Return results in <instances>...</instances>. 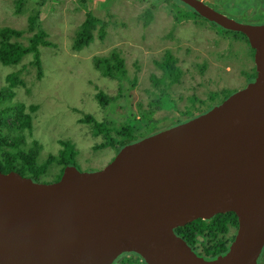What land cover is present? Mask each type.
<instances>
[{
  "label": "water",
  "instance_id": "obj_1",
  "mask_svg": "<svg viewBox=\"0 0 264 264\" xmlns=\"http://www.w3.org/2000/svg\"><path fill=\"white\" fill-rule=\"evenodd\" d=\"M243 33L256 74L196 116L124 145L104 167L65 165L34 180L0 167V264H259L264 250V23L238 21L205 0H182ZM234 212L228 250L197 253L176 232Z\"/></svg>",
  "mask_w": 264,
  "mask_h": 264
},
{
  "label": "rangeland",
  "instance_id": "obj_2",
  "mask_svg": "<svg viewBox=\"0 0 264 264\" xmlns=\"http://www.w3.org/2000/svg\"><path fill=\"white\" fill-rule=\"evenodd\" d=\"M42 1L0 0V27L23 30L20 36H11L13 40L28 44L33 33L28 28L30 15L41 6V25L50 41L38 46L41 71L35 50L23 53L15 64L0 62V88L16 82L13 86L16 94L1 99L0 107L21 102L26 105L23 111H29L30 105L37 104L32 113V135L27 133L26 143L21 146L28 148L33 145L31 140L36 139L41 149L40 161L46 159L48 153L58 154L62 148L60 140L69 139L76 155L75 160L67 159L68 165L87 171L107 165L119 145L104 143V134L98 132L91 122L80 118L91 113L97 121L120 127L125 113L143 116L145 113H140L139 109L150 106L153 90L160 87V83L154 85L151 75H162L164 69L157 61L167 51L173 54L174 64L180 68L178 80H173L170 87L177 97L182 95V98L177 106L166 95L160 97V92L154 95L164 107L154 116V131L190 116L196 108H191L192 112L187 114L179 111L191 105L189 96L195 94L207 99L211 90L226 88L208 101L205 110L254 79V72H250L255 65L252 50L244 37L234 38L233 33H225L202 17L178 20L176 8L168 0H46L40 5ZM170 1L191 12L184 2ZM205 1L238 21L264 23V0ZM242 1L248 4H242ZM228 2L230 6L226 5ZM148 9L151 11L149 17ZM88 12L101 18L106 27L99 31L100 23H95L91 40L76 47V37ZM114 51L125 66L126 73L121 80L104 74L94 62L98 56L112 57L110 54ZM10 73L15 79L9 78ZM134 75L137 79L131 84L129 78ZM98 92L112 98L108 102L101 101ZM195 106L201 107L198 100ZM147 120L145 117L144 122ZM4 132L11 136L18 134L15 128L9 127ZM61 169V163L52 162L40 176L57 178ZM229 227L227 234L230 236L236 232L237 226L233 223ZM121 258L123 264H145L133 253H123Z\"/></svg>",
  "mask_w": 264,
  "mask_h": 264
},
{
  "label": "trees",
  "instance_id": "obj_3",
  "mask_svg": "<svg viewBox=\"0 0 264 264\" xmlns=\"http://www.w3.org/2000/svg\"><path fill=\"white\" fill-rule=\"evenodd\" d=\"M46 1V0H44ZM42 1L40 5L44 2ZM86 1V0H82ZM170 4H172L176 8L175 16L176 19L181 18H187V17H202L193 7L189 6V9H191V12L182 10L180 6H176L168 0ZM244 1V0H243ZM244 5H247L248 2L243 3ZM227 6H230V3H226ZM148 17L151 15V11L147 10ZM41 6L35 10L30 15V24L28 28L30 30H33L32 35L29 37V42L27 45H23V43L13 40L14 37L11 36H20L23 32L22 29H16L9 26H3L0 27V62L5 64H15V62H18L20 60V57L23 53L29 52V51H36V57H37V64L39 66V69L41 71V62L39 60V48L38 46L43 44H49L50 41L46 37V32L44 28L41 25ZM149 20V19H147ZM146 20V21H147ZM208 20V19H206ZM210 21V20H209ZM100 23L99 31H104L106 27V23L102 21L101 18L96 17L93 15L92 12L87 13V17L82 23V28L79 31L78 36L76 37V47H81L84 44H87L91 37L93 36L92 33V27L95 23ZM212 24L216 25L217 27H220L222 31H226L225 33H233L231 35L234 36V38L238 36L244 37V39L249 44L248 38L239 31H233L226 29L216 22L210 21ZM227 35V34H225ZM250 46V44H249ZM252 50V55L254 57V49L250 46ZM112 57H95L97 66L101 68L104 74L110 75L112 77H117L119 80L124 79L125 76V66L123 63V59L118 56V54L114 51L112 54H110ZM175 58L173 54L170 51H167L164 57L157 61V63L164 69V72L160 76H156L155 74L151 75L152 80L155 84H159L160 87L158 89L153 90V97L150 103V106L147 108H140L139 112L145 113L143 116H136L134 114H124V122L119 127L112 125L105 121H97L95 117L91 113H86L84 117H81V121H89L92 123V125L98 128V132H102L104 134V143L114 145H119V149L133 141H136L144 136H139L142 133H146V135L155 132L152 127L156 123L155 114L163 109L164 107L159 104V98H154V95L158 92H160L159 96L166 95L168 99L173 100L175 104L178 106V100L182 98V96L177 97L175 93L173 92V89L170 87L171 82L174 80H178V76L180 74V68L174 64ZM255 67V66H254ZM249 73V72H248ZM256 71L254 73L255 77ZM9 78H14L15 76L13 73L9 74ZM130 79V80H129ZM125 80L126 82L129 80L131 84H134L135 80L137 79V75H134L133 78H129ZM15 81L8 84V86H3L0 88V100L12 97L16 94L15 89L13 86L15 85ZM226 89V88H225ZM211 90L208 94V98L201 99L197 95L193 94L189 96L191 105L186 110H177L181 111L182 114H187L192 112L191 108H196V110H193L194 112L192 114L187 115V118L182 119L186 120L190 117L196 116L202 112H205L206 110L210 109L211 107L204 110L205 105L208 103V101L215 96L219 95L220 92L223 90ZM150 91V90H149ZM97 96L101 101L108 102L112 96L106 95L103 92H98ZM116 97V96H114ZM196 100H198L201 107H196L195 103ZM25 103L18 102L16 104L7 105L6 107H0V167L4 171H10V170H17L23 175L31 176L34 180H40L47 167L52 162H58L62 164V169L59 173V176L54 179H58L63 172L64 166L67 165V159L71 158L72 160H75L76 150L74 149V146L72 145L71 141L69 139H61L60 143L62 144V148L60 149L58 154L54 153H48V157L46 159H43L42 161L39 160V150L40 144L36 139H32L31 143L33 145L29 146L28 148H23L21 144L26 143V134L29 133V135H32V128H33V111L36 110L37 104L30 105V108L28 107L29 111H23V108H25ZM176 108V107H175ZM17 110H20L21 112L18 113ZM164 110V109H163ZM10 117L11 119H9ZM145 117L148 118L147 121L144 122ZM186 117V116H185ZM114 121V120H113ZM9 127L11 129L15 128L18 131V134L16 136H11L9 133L4 132L3 128ZM114 130V132H113ZM160 130V129H159ZM157 131V130H156ZM97 133V132H96ZM19 137L17 138V136ZM145 135V136H146ZM121 143V146H120ZM99 145H102L100 143ZM118 149V150H119ZM54 176V175H53ZM235 224L237 226L238 220L237 216L234 212H227V213H219L213 216L210 219H197L190 223H188L185 226L177 227L175 230L177 233H180L184 236V238L196 248H198L201 253L206 255V257L212 258L217 254H220L222 252H226L228 250V246L230 241L234 238L235 233L231 234L230 236L227 234L230 225ZM138 255V254H137ZM139 256V255H138ZM140 257V256H139ZM141 258V257H140ZM121 259L119 258L115 264H123L121 263ZM142 259V258H141ZM261 261H259L260 264H264V251L262 252V255L260 257ZM145 263V261L143 260ZM146 264V263H145Z\"/></svg>",
  "mask_w": 264,
  "mask_h": 264
},
{
  "label": "flooded vegetation",
  "instance_id": "obj_4",
  "mask_svg": "<svg viewBox=\"0 0 264 264\" xmlns=\"http://www.w3.org/2000/svg\"><path fill=\"white\" fill-rule=\"evenodd\" d=\"M253 59H254V57H253ZM254 64H255V62H254ZM254 66H255V65H254ZM252 71L255 73V71H256V66H255V67H252V70H251L250 72H252ZM181 96H182V95H181ZM5 128H6V127H4L3 130H5ZM236 229H237V228H236ZM235 233H236V232H235ZM178 234H180V233H178ZM180 235H182V234H180ZM182 236H183V235H182ZM183 237H184V236H183ZM188 243H189V242H188ZM189 244H190V243H189ZM190 245H191V244H190ZM191 247H192L197 253H200V254L204 255L203 253H201V251H200L198 248H196V246L193 247V245H191ZM263 251H264V250H263ZM123 253H133L135 256H138V255H137L136 253H134V252H123ZM123 253H122V254H123ZM222 253H225V252H222ZM222 253H220V254H222ZM122 254H120V255L117 257L116 260H118L119 258H121V255H122ZM217 255H219V254H217ZM217 255H216V256H217ZM204 256H205V258H209V257H206V255H204ZM216 256H214V257H212V258H215ZM140 259H141V258H140ZM116 260H115V261H116ZM259 261H261V260H259ZM113 264H115V262H114ZM259 264H260V263H259Z\"/></svg>",
  "mask_w": 264,
  "mask_h": 264
},
{
  "label": "bare ground",
  "instance_id": "obj_5",
  "mask_svg": "<svg viewBox=\"0 0 264 264\" xmlns=\"http://www.w3.org/2000/svg\"><path fill=\"white\" fill-rule=\"evenodd\" d=\"M216 256V255H215Z\"/></svg>",
  "mask_w": 264,
  "mask_h": 264
}]
</instances>
